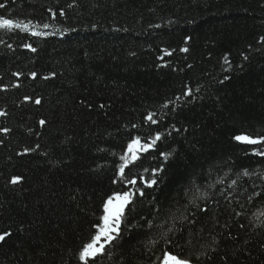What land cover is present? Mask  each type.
Instances as JSON below:
<instances>
[{
	"label": "trees",
	"instance_id": "16d2710c",
	"mask_svg": "<svg viewBox=\"0 0 264 264\" xmlns=\"http://www.w3.org/2000/svg\"><path fill=\"white\" fill-rule=\"evenodd\" d=\"M0 4L29 24L0 28V264H82L104 202L128 191L120 238L91 264H264V144L234 140L264 136V0ZM157 132L121 178L128 144Z\"/></svg>",
	"mask_w": 264,
	"mask_h": 264
},
{
	"label": "snow or ice",
	"instance_id": "6c2138e0",
	"mask_svg": "<svg viewBox=\"0 0 264 264\" xmlns=\"http://www.w3.org/2000/svg\"><path fill=\"white\" fill-rule=\"evenodd\" d=\"M4 5L0 4V8H3ZM60 15L63 16L64 12L63 10L60 11ZM29 27V24H22L17 23L13 21L12 19L4 18L3 16H0V28L3 29H20L22 31H27ZM44 28H48L49 25L45 24L43 26ZM158 27V25H157ZM74 30V29H73ZM32 35H46V33H36L32 32ZM264 40V37L261 38ZM26 48H28L30 51L35 52L36 49L32 48L31 45H25ZM188 49L183 48L181 51H187ZM166 55H170V53H165ZM14 75H19L14 73ZM52 75H55L54 73ZM31 76L33 78H36L37 73L33 72L31 73ZM49 77H44V79H48ZM227 79V78H226ZM184 96H191V91H185L183 93ZM26 100L30 99L29 97H25ZM34 103L39 105L41 103V100L39 98L34 100ZM101 108L104 107V105H100ZM163 107L167 108L168 105L165 104ZM5 115L3 111H0V116ZM155 113H148V115L145 117V120L147 122H150L151 124H156L157 121L154 118ZM40 125H44L46 123L45 120L39 121ZM133 127H136V125H133ZM175 130V129H174ZM0 131H3L7 133L9 129H0ZM161 139V134L159 132L156 133V135L151 139L150 143L140 144L139 138L134 139L131 143L128 144V151L120 157V159L123 161V164L119 166V175L121 178L124 177L125 169L128 167V165L132 162H134L137 159V151H147L151 147H153L157 141ZM234 140L247 144V145H260L264 144V136L258 137V138H252L248 135H236L234 137ZM25 153L35 151V149L26 148ZM130 154V155H129ZM253 155L264 157V149H256L253 148L252 153ZM161 155L165 158V160L168 159V157L171 155V153L162 152ZM162 169H152L153 176L155 177ZM147 171V170H146ZM243 175L247 176L249 173L245 171ZM142 182H144L145 187H152L157 183L156 179H150V180H144V177L139 178ZM22 180V177L19 176H13L11 180L9 181L11 184L15 185L18 184ZM115 183V181H113ZM131 185L137 184V179H129L127 181ZM235 184V181L233 182ZM231 187V185H230ZM140 196H144L145 193L137 189ZM206 195V194H205ZM132 196L133 193L131 191L124 192V193H115L113 196H109L108 199L104 202L103 210L104 215L101 217L102 224L96 225L98 232L96 235H94L91 239V242L85 244L82 249L78 253V259L82 262V264H91V262L95 261L96 257L99 255H103L105 252V245L106 244H112V242L118 240L120 238V226L122 221L126 219L125 211L126 208L132 203ZM200 211H207V209H200ZM183 219H187V217H184ZM136 225H133L135 227ZM148 227H153V222L148 221ZM159 227V226H158ZM173 227H170L168 231H173ZM12 235L9 231H0V244L5 243L8 238H10ZM101 240L103 242L101 243ZM150 243H154L151 242ZM189 243H192L190 240ZM199 259V257H197ZM162 264H191L190 260L187 258L178 257L177 255L170 254L169 252H164L163 254V260Z\"/></svg>",
	"mask_w": 264,
	"mask_h": 264
},
{
	"label": "rangeland",
	"instance_id": "374dc122",
	"mask_svg": "<svg viewBox=\"0 0 264 264\" xmlns=\"http://www.w3.org/2000/svg\"><path fill=\"white\" fill-rule=\"evenodd\" d=\"M128 151V150H127ZM130 155V154H129ZM101 224H102V221H101ZM98 232V231H97ZM163 260V259H162ZM160 264H162V262L160 263Z\"/></svg>",
	"mask_w": 264,
	"mask_h": 264
}]
</instances>
